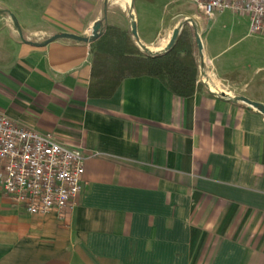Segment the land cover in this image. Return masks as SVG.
<instances>
[{"label":"crops","instance_id":"1","mask_svg":"<svg viewBox=\"0 0 264 264\" xmlns=\"http://www.w3.org/2000/svg\"><path fill=\"white\" fill-rule=\"evenodd\" d=\"M98 17L151 52L187 24L194 93L139 75L90 97L94 41L36 43L89 37ZM227 17L193 0H0V112L97 153L62 214L27 213L0 187V264H264V114L239 99L264 106V76L209 37Z\"/></svg>","mask_w":264,"mask_h":264},{"label":"built area","instance_id":"2","mask_svg":"<svg viewBox=\"0 0 264 264\" xmlns=\"http://www.w3.org/2000/svg\"><path fill=\"white\" fill-rule=\"evenodd\" d=\"M193 1L206 17L224 10L245 14L248 32L264 36V0ZM94 154L0 112V187L27 213L62 214L71 208L81 190L84 161Z\"/></svg>","mask_w":264,"mask_h":264},{"label":"trees","instance_id":"3","mask_svg":"<svg viewBox=\"0 0 264 264\" xmlns=\"http://www.w3.org/2000/svg\"><path fill=\"white\" fill-rule=\"evenodd\" d=\"M103 26L92 39V66L88 95L109 97L125 77L150 75L159 78L174 94L186 97L196 89L197 57L194 45L183 32L160 52L142 53L131 38L111 27ZM117 36V38H115Z\"/></svg>","mask_w":264,"mask_h":264},{"label":"rangeland","instance_id":"4","mask_svg":"<svg viewBox=\"0 0 264 264\" xmlns=\"http://www.w3.org/2000/svg\"><path fill=\"white\" fill-rule=\"evenodd\" d=\"M193 7L194 3H190ZM218 22L212 27L210 38H221L223 45L232 44L226 51L225 56H234L239 61L249 65L252 69L259 68V76H264V40L259 38L256 33L247 34L248 19L245 14L236 13L233 20ZM183 32L186 38L192 41V31L187 24L178 27V33ZM130 37V35H128ZM117 38V36L115 37ZM132 38V37H131ZM133 39V38H132ZM96 47V45L94 44ZM142 53L146 51L142 49Z\"/></svg>","mask_w":264,"mask_h":264},{"label":"water","instance_id":"5","mask_svg":"<svg viewBox=\"0 0 264 264\" xmlns=\"http://www.w3.org/2000/svg\"><path fill=\"white\" fill-rule=\"evenodd\" d=\"M100 23H101L100 18L99 17L96 18V21L94 22V25L92 27V32H91L89 37H80V36H76V35H72V34H57V35H53L52 37L48 38L47 40L43 41L42 43H36V44H44V43H46V42H48L50 40H53V39H55L57 37H61V36L72 37V38H75V39H78V40L92 41V39L95 38L98 35V32H99V30L101 28V24ZM131 32H132L133 37L136 38V40L138 41L137 34H136V26H135L134 22L131 25ZM177 33H178V27H175L173 29V31H172L170 40H169V42H168V44L166 45L165 48H167L168 46H170L172 44V42L174 41L175 37L177 36ZM194 37H195V41H196L198 52H199L200 56L203 57L204 56V52H203L202 42H201V40H200V38L198 36V33H197V31L195 29H194ZM142 47L145 48L144 46H142ZM146 51L150 52V53H155V52L149 51L148 49ZM239 99L244 101V102H246V103H248L249 105L257 107L264 114V106L263 105H261L259 103H256V102H252V101H250L247 98L242 97V96L239 97Z\"/></svg>","mask_w":264,"mask_h":264},{"label":"bare ground","instance_id":"6","mask_svg":"<svg viewBox=\"0 0 264 264\" xmlns=\"http://www.w3.org/2000/svg\"><path fill=\"white\" fill-rule=\"evenodd\" d=\"M152 50V49H151ZM211 86V85H210ZM212 87V86H211Z\"/></svg>","mask_w":264,"mask_h":264}]
</instances>
